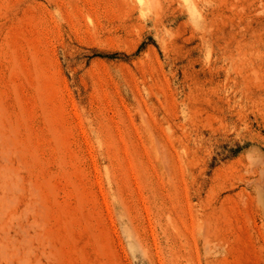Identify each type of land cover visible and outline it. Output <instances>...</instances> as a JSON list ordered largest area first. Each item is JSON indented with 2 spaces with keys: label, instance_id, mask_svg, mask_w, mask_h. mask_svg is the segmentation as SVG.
<instances>
[{
  "label": "rangeland",
  "instance_id": "1",
  "mask_svg": "<svg viewBox=\"0 0 264 264\" xmlns=\"http://www.w3.org/2000/svg\"><path fill=\"white\" fill-rule=\"evenodd\" d=\"M0 264H264V0H0Z\"/></svg>",
  "mask_w": 264,
  "mask_h": 264
},
{
  "label": "clouds",
  "instance_id": "2",
  "mask_svg": "<svg viewBox=\"0 0 264 264\" xmlns=\"http://www.w3.org/2000/svg\"><path fill=\"white\" fill-rule=\"evenodd\" d=\"M139 2L142 4L143 3V0H139Z\"/></svg>",
  "mask_w": 264,
  "mask_h": 264
}]
</instances>
